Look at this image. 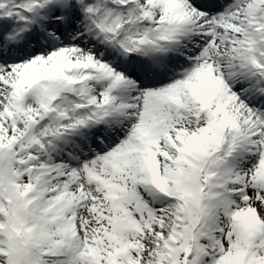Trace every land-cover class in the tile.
Wrapping results in <instances>:
<instances>
[{
  "label": "snow or ice",
  "instance_id": "obj_1",
  "mask_svg": "<svg viewBox=\"0 0 264 264\" xmlns=\"http://www.w3.org/2000/svg\"><path fill=\"white\" fill-rule=\"evenodd\" d=\"M0 264H264V0H0Z\"/></svg>",
  "mask_w": 264,
  "mask_h": 264
}]
</instances>
